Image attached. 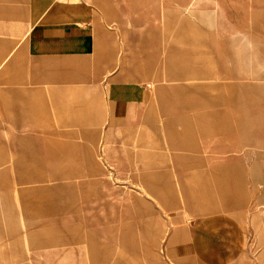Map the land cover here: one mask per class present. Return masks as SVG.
Segmentation results:
<instances>
[{"label":"rangeland","instance_id":"obj_1","mask_svg":"<svg viewBox=\"0 0 264 264\" xmlns=\"http://www.w3.org/2000/svg\"><path fill=\"white\" fill-rule=\"evenodd\" d=\"M80 1L92 13L94 51L38 57L26 44L28 0H0V57L20 42L0 69L8 159L0 171L9 180L0 184V261L32 264L42 248L34 242L49 238L48 264L93 262L90 231L117 216L138 234L137 252L114 254L135 258L129 264H264L261 186L248 169L264 164V0ZM181 63L203 73L180 74ZM113 81L140 82L145 101L112 106ZM188 118L201 131L186 149ZM25 138L36 153L46 138L37 153L45 180L16 181L21 158L38 171L17 149ZM7 207L19 228L13 238ZM207 214L237 226L241 248L225 260L196 253L193 230ZM41 228L47 234L24 236ZM223 247L218 239L205 252Z\"/></svg>","mask_w":264,"mask_h":264},{"label":"crops","instance_id":"obj_2","mask_svg":"<svg viewBox=\"0 0 264 264\" xmlns=\"http://www.w3.org/2000/svg\"><path fill=\"white\" fill-rule=\"evenodd\" d=\"M188 6L189 5L187 4V7ZM219 7L223 13V7L220 4ZM91 23L92 13L80 0H28L27 31L25 36L28 51L32 55L38 57L90 55L96 46L94 28ZM19 44L20 42L0 57V69L9 62ZM189 56L191 57V55ZM191 60L194 59H185V61L189 62H191ZM173 64L174 67L178 65L175 59ZM191 68L193 69L191 70ZM195 68V65L181 63L180 70H177V72L180 74L181 71L184 73L191 71L195 74L203 73L202 69ZM147 85L150 86L151 83L148 82ZM107 91L110 104L122 111L130 106L134 107L139 105L145 101L147 97L146 88L143 87V84L137 81H113L109 83ZM211 117H215V115ZM185 122H187L188 126L184 132L185 140H183L184 144H182L181 147L187 149L188 146L194 147V145H197L196 139L197 136H199L201 129H197L192 124L191 118H188ZM45 139L46 138L37 139V153L38 151L41 152L43 147L42 141ZM26 140L29 139H20V143L17 144V149L26 150L25 156L29 157L27 159L36 162L35 165L37 166L38 171H32L35 170L33 166L34 164L31 162L28 163L25 159L21 158L15 164L16 170L19 171V176L16 181L25 184L27 182L45 180V177L41 172V168H43L44 165L42 159L37 155L35 148L32 149V147L27 145L25 142ZM251 145L254 146V143ZM51 149L52 153L50 155H54L56 148L51 147ZM261 156L262 155L259 154L258 159H260ZM7 161L8 159L5 155H0V167L4 168ZM248 169L251 171V175L255 181L253 184L254 189L261 186V189L257 191L255 195V200L258 205L260 203L264 204V164L260 161H256ZM248 169H246L245 172L248 171ZM27 170H29V172H27ZM30 170L32 172H30ZM239 172L241 174L242 169H238L237 173ZM176 183H178L180 187L183 186L180 178H177ZM0 184H9L8 178L3 177V171H0ZM166 184H168V182ZM62 186L63 185H61V187ZM209 208H211V206ZM210 210H206V212L209 211L208 213H212ZM228 219L229 218L220 219L215 214H207V216L201 220L203 223L200 222V225H196L197 227L193 230V238L195 239V244L198 248L196 250L198 257L209 255V258L213 261H216V259L217 261H221L227 259L230 254H234L240 250L242 244L239 239L240 236L238 235L237 226ZM4 220L8 227V235H10L11 238L18 236L19 228L14 220L13 212L9 207L4 211ZM108 221L109 220H104V222ZM129 224V220L116 216L110 224L108 222L106 227L100 228L98 231L92 229L90 231V254L94 260L93 262L91 260H86L82 263L129 264L136 262L133 257L132 259L129 258L123 260L114 257L118 248L130 250L131 252H137L139 249L140 244L138 242V234ZM45 234H47V231L41 228L38 230L35 229L31 232L26 230L24 236H32L36 238L38 235ZM228 235H231V237ZM218 239L220 244L222 243V246H224L223 249L216 251L212 255L205 252L207 246L211 245V243H214V241ZM35 242L34 246L42 248L35 250L30 255L31 263L48 264L47 260L49 259V254L47 253V247L56 244V241L49 238H43L42 240ZM50 259L53 260L55 258L51 256ZM0 264L7 263L0 261Z\"/></svg>","mask_w":264,"mask_h":264}]
</instances>
